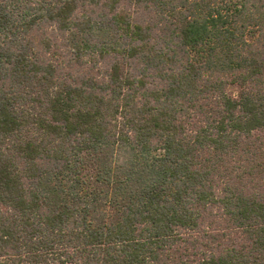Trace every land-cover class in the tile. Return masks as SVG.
I'll return each instance as SVG.
<instances>
[{"label":"trees","instance_id":"16d2710c","mask_svg":"<svg viewBox=\"0 0 264 264\" xmlns=\"http://www.w3.org/2000/svg\"><path fill=\"white\" fill-rule=\"evenodd\" d=\"M0 264H264V0H0Z\"/></svg>","mask_w":264,"mask_h":264}]
</instances>
